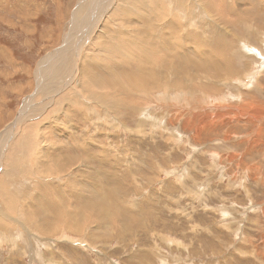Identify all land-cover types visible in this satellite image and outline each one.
Segmentation results:
<instances>
[{"label":"rangeland","instance_id":"obj_1","mask_svg":"<svg viewBox=\"0 0 264 264\" xmlns=\"http://www.w3.org/2000/svg\"><path fill=\"white\" fill-rule=\"evenodd\" d=\"M130 1L0 0V264H264V0Z\"/></svg>","mask_w":264,"mask_h":264},{"label":"bare ground","instance_id":"obj_2","mask_svg":"<svg viewBox=\"0 0 264 264\" xmlns=\"http://www.w3.org/2000/svg\"><path fill=\"white\" fill-rule=\"evenodd\" d=\"M142 0H140L139 2H141ZM147 1V0H146ZM166 1H168V0H166ZM197 1V0H196ZM199 1V0H198ZM118 2V1H117ZM116 2V3H117ZM149 2H150V0H149ZM202 2V1H201ZM222 2V1H221ZM138 3V2H137ZM137 3H135L133 0H131L130 1V4H124V3H122L121 4V8H119V9H121V12L119 13L120 15L122 14L123 16H122V20H123V18H124V20H126L127 18H131V16H130V14L133 12V10H135L136 9V7H137ZM223 3H225V2H223ZM222 3V4H223ZM148 3L146 2V5H147ZM168 4H170V3H168ZM219 5L218 6H220V3H218ZM222 4H221V6H222ZM227 4V3H226ZM151 5V4H150ZM154 5V4H153ZM183 5V4H182ZM200 5V4H199ZM198 5V6H199ZM228 5V4H227ZM139 6V5H138ZM142 6V5H141ZM160 6V5H159ZM204 6L205 7H210L211 8V6H212V2H211V0H204ZM83 7V6H82ZM81 7V9H83ZM101 7H102V5L100 6V11L102 10L101 9ZM140 7V6H139ZM168 7L170 8V9H172L171 7H170V5H168ZM178 7V6H177ZM181 7V6H180ZM216 7V6H215ZM224 7V6H223ZM118 8V7H117ZM128 8H130L131 10H128ZM142 8V7H141ZM143 8H146V6L144 5L143 6ZM159 8V10H160V7H158ZM209 8V9H210ZM140 9V8H139ZM147 9H149V8H147ZM182 9V8H181ZM200 9V8H199ZM158 10V11H159ZM176 10V9H175ZM179 10V9H178ZM219 11H220V8L218 9ZM223 10H224V8H223ZM227 10H228V8H227ZM83 11V10H82ZM99 11V12H100ZM162 11V10H161ZM168 11V10H167ZM177 11V10H176ZM212 11H213V9H212ZM219 11H217V13L219 12ZM226 11V10H225ZM229 11V10H228ZM143 12H145V11H143ZM156 12V11H155ZM170 12V11H169ZM82 13V12H81ZM101 13V12H100ZM142 13V12H141ZM153 13V12H152ZM161 13V12H160ZM162 15H159V16H161V18H164L165 17V13L162 11ZM184 13V12H183ZM213 13V12H212ZM220 13V12H219ZM77 14H79V13H77ZM103 14V13H102ZM117 14V13H116ZM117 15L118 17L120 16V15ZM140 14V13H139ZM146 14V13H145ZM178 14H179V11H178ZM185 14V13H184ZM190 14V13H189ZM216 14V13H215ZM221 14V13H220ZM223 14H224V12H223ZM222 14V15H223ZM228 14V13H227ZM141 15V14H140ZM221 15V16H222ZM228 15H230V14H228ZM248 15H250V13L248 12ZM107 16V15H106ZM110 16V15H109ZM154 16V15H153ZM218 16H220V15H218ZM225 16V15H224ZM251 16V15H250ZM79 17V16H78ZM121 17V16H120ZM119 17V18H120ZM158 17V16H157ZM188 17H190V16H188ZM239 17V16H238ZM142 18H145V16H144V13H142V15L140 16V19H142ZM148 18V17H147ZM166 18V17H165ZM164 18V19H165ZM225 18V17H224ZM227 18V17H226ZM110 19V18H109ZM159 19V18H158ZM221 19V22H222V17L220 18ZM238 19H242L241 17H239ZM244 19H247V18H245L244 17ZM111 20H113V19H111ZM119 20V19H118ZM121 20V19H120ZM156 20V19H155ZM219 20V19H218ZM200 21V20H199ZM216 21H217V17H216ZM124 22V21H123ZM191 22V21H190ZM220 22V23H221ZM108 23V22H107ZM178 23V22H177ZM231 23H233L232 21H231ZM109 24V23H108ZM121 24H122V21H121ZM124 24V23H123ZM181 24H183V23H181ZM217 24H219V22L217 23ZM228 24V23H227ZM119 25H120V23H119ZM118 25V26H119ZM145 25H147V26H149V28L151 27V29H152V24H151V22L149 21V20H147L146 21V23H144V26ZM155 25H156V22H155ZM101 26V25H100ZM104 26V25H103ZM108 26V25H107ZM120 26H122V25H120ZM126 25L124 24L123 25V27H125ZM171 26V25H170ZM180 26V25H179ZM179 26H177V27H179ZM208 26V25H207ZM225 26V25H224ZM86 27V26H85ZM129 27H130V25H129ZM135 27V26H134ZM134 27H130V28H134ZM155 27V26H154ZM158 27V26H157ZM182 27V26H181ZM183 27H186L185 25H183ZM103 28V27H102ZM104 28H106V26H104ZM128 28V27H127ZM180 28V27H179ZM211 28V27H210ZM223 28H225V27H223ZM151 29H149V30H151ZM102 30V29H101ZM105 30V29H104ZM153 30V29H152ZM151 30V31H152ZM106 31V30H105ZM129 33V32H128ZM107 34V33H106ZM169 36V35H168ZM104 37V36H103ZM105 38V37H104ZM109 38V37H108ZM171 38H172V36H171ZM117 39V38H116ZM203 39V38H202ZM206 41H209V39L208 38H204ZM170 40V39H169ZM205 40H203V41H205ZM216 41H217V43H220V46L222 47V48H226L227 49V45L225 44V40L221 37V38H218V39H216ZM170 42V41H169ZM168 44V43H167ZM175 44H176V41H175V43H172V44H170L169 46H168V48L169 49H171V50H176V46H175ZM180 44H183V43H180ZM114 46V45H113ZM179 46V45H178ZM181 46V45H180ZM181 48V47H180ZM183 48V47H182ZM195 49V48H194ZM103 51V50H102ZM194 51H196L197 52V50H194ZM191 52V51H190ZM193 52H191V54H192ZM199 53V55H200V52H198ZM203 53V52H202ZM204 53L206 54V56H205V63L204 64H202V63H200V65H197L196 66V64H198V62L195 64V63H193V65H194V67H195V71L197 70L198 71V69H200V67L202 68V66H206L205 68H206V70H204L203 72H206L205 74H209V77H210V75L213 73V74H215L214 76H217V77H219L220 75L221 76H231L230 74H234L235 73V71L233 70V71H231V73L228 71V69L227 68H222V64L221 65H216V61H215V59H214V56H216L215 54H213L212 52H207V51H204ZM183 54V53H182ZM194 54V53H193ZM196 54V53H195ZM219 54V53H218ZM184 55H186V54H184ZM200 56H202V55H200ZM203 57V56H202ZM208 57V58H207ZM184 58V57H183ZM182 58V59H183ZM188 59H189V56L187 57ZM186 59H184V61H185ZM203 60V59H202ZM215 62V65H214V67H212V68H210L209 70H207L208 69V67H209V65L207 64V63H209L210 64V62L211 63H213V61ZM151 61H153V60H151ZM183 61V60H182ZM190 61V60H189ZM189 61H187V62H189ZM192 61V60H191ZM186 62V63H187ZM194 62V61H193ZM45 63V62H44ZM44 63H42V64H44ZM149 63V62H148ZM163 63V62H162ZM47 64V63H46ZM45 64V66H47V67H50L48 64L46 65ZM159 64V63H158ZM188 64H190V62L188 63ZM145 65V64H144ZM149 65V64H148ZM147 66V65H146ZM152 66H154L155 67V64H154V62H153V65ZM151 66V67H152ZM185 66V65H184ZM192 66V65H191ZM211 66V65H210ZM213 66V65H212ZM147 67H148V69H147ZM147 67H145L146 69H144V67H140V68H138L137 70H136V72L135 73H133L132 75H128V79H129V81H130V83H129V86L127 87V85L125 84V83H120V85L119 86H121V88L123 87V88H125L126 90H129V91H131L132 89H136V88H140L141 90L143 89V90H145V92L146 91H152V90H154V89H159V88H169V89H171V90H173V87H177L178 86V83H169V82H167V81H169L170 79H168V80H166V79H163V78H155L154 77V75H155V70H153V69H151V67L149 68V66H147ZM187 67V66H186ZM183 68H185V67H183ZM204 68V69H205ZM56 69H57V67H56V64H54V68H53V71H54V74H51V78L50 79H52V78H54V76L55 77H57L56 75H57V71H56ZM143 69H144V71L145 70H147L148 71V77L150 78V81H148V80H146L145 79V75H144V71H143ZM161 69V68H160ZM186 69V68H185ZM188 69V68H187ZM189 69H190V67H189ZM165 70V69H164ZM202 70V69H201ZM48 71V68H47V70H46V72ZM84 71V70H83ZM160 71V70H159ZM187 71H189V70H187ZM156 72H157V70H156ZM230 74H229V73ZM88 73V72H87ZM158 73V72H157ZM161 73V72H160ZM202 73V72H201ZM56 74V75H55ZM238 74V73H237ZM236 74V75H237ZM161 75V74H160ZM176 75H178L179 77H181V78H183L184 79V77H186V76H188V74H187V72H182L181 70H179L178 72H176ZM200 75V74H199ZM252 75V74H251ZM40 76V75H39ZM90 76V75H89ZM110 76V75H109ZM175 76V75H174ZM201 76V75H200ZM213 76V75H212ZM238 76H240V75H238ZM156 77H159V76H156ZM161 77H162V75H161ZM177 77V76H176ZM192 77V76H191ZM205 77H207L206 75H205ZM39 78H41V77H39ZM92 78V77H91ZM95 78V77H94ZM147 78V77H146ZM148 78V79H149ZM198 78V77H197ZM200 78V77H199ZM211 78V77H210ZM251 78V77H250ZM134 79V82H131V80H133ZM159 79H161V80H159ZM179 79V78H178ZM187 79V78H186ZM213 79V78H212ZM180 80V79H179ZM182 80V79H181ZM74 81V80H73ZM173 81H174V79H173ZM177 81V80H176ZM185 81V80H184ZM42 82V81H41ZM66 82V81H65ZM86 82V81H85ZM114 82V81H113ZM171 82V81H170ZM46 83V82H45ZM66 83H68V82H66ZM181 83V82H180ZM182 83H183V80H182ZM212 83V82H211ZM47 84V83H46ZM92 84L93 85H99V86H101L102 85V87H103V84L104 83H102V82H100V80H98V81H92ZM108 84H109V82H108ZM108 84H105V86L107 85L108 86ZM169 84V86H167ZM172 84V85H171ZM214 84H216V83H214ZM235 84V83H234ZM237 84V83H236ZM61 85V84H60ZM69 85V84H68ZM110 85H112L111 83H110ZM180 85H182V84H180ZM179 85V86H180ZM244 85V84H243ZM86 86V85H85ZM90 85H88V87H89ZM116 86H118V85H116ZM59 87V86H58ZM109 87V86H108ZM115 87V86H114ZM182 87H184V85L182 86ZM105 88V87H104ZM112 88V87H111ZM110 88V89H111ZM117 88V87H116ZM119 88V87H118ZM176 89V88H175ZM185 88H183V90H184ZM97 93V92H96ZM103 93V92H102ZM147 93H149V92H147ZM106 95V94H105ZM104 95V96H105ZM229 97V96H228ZM215 98V97H214ZM237 98V97H236ZM201 99V98H200ZM221 99V101H222V98H220ZM195 100H196V98H195ZM240 101V100H239ZM182 102V101H181ZM245 102V101H244ZM219 103L221 104V102L219 101ZM29 104V103H28ZM214 104V103H213ZM218 104V103H217ZM227 104V103H226ZM232 104V103H231ZM196 105V104H195ZM172 106V105H171ZM230 106V105H229ZM243 110V109H242ZM21 114V113H20ZM190 114V113H189ZM21 116V115H20ZM5 132V131H4ZM6 133V132H5ZM38 137V136H37ZM36 137V141H38V138ZM29 143H31V141L29 142V140H24L23 142H22V144H21V146L20 147H22V150H25V152H27L26 151V149H30V147L31 146H27V145H29ZM6 145H8V144H6ZM37 147V146H36ZM32 149V148H31ZM30 151V150H29ZM5 152V151H4ZM3 154V153H2ZM22 157V156H21ZM24 157V156H23ZM3 158V157H2ZM66 158V157H65ZM70 158V157H69ZM77 159V158H76ZM72 161V160H71ZM67 162V161H66ZM70 162V161H69ZM68 162V163H69ZM1 164H3V163H1ZM57 164V163H56ZM61 163L59 162V165H60ZM58 165V164H57ZM59 165H58V167H59ZM11 166V165H10ZM62 166V165H61ZM60 166V167H61ZM64 166V165H63ZM12 167V166H11ZM13 168V167H12ZM54 168V167H53ZM55 168H57V167H55ZM54 168V169H55ZM50 170H51V168H49ZM58 169V168H57ZM11 171V170H10ZM54 171H57V170H54ZM15 172V171H14ZM24 173V172H23ZM12 174H13V172H12ZM26 174V173H25ZM6 175V174H5ZM73 176V175H72ZM5 178V177H4ZM23 178H25L24 177V175H23ZM22 181V180H21ZM0 182H1V180H0ZM1 184V183H0ZM1 186V185H0ZM3 186V185H2ZM2 188V187H1ZM0 188V189H1ZM122 193V192H121ZM118 195H120V194H118ZM95 197V196H94ZM101 197V196H100ZM122 197V196H121ZM90 198V197H89ZM121 199V198H120ZM94 200V199H93ZM115 200H116V198H115ZM115 202V201H114ZM57 203H59V202H57ZM85 203V202H84ZM94 203V202H93ZM87 205H89L88 203H86ZM95 204V203H94ZM93 204V205H94ZM12 205V204H11ZM87 205H83V206H87ZM90 205L92 206V204L90 203ZM96 205V204H95ZM98 205V204H97ZM114 205V204H113ZM91 206H89V207H91ZM58 207V206H57ZM79 207V206H78ZM97 207V206H96ZM95 207V208H96ZM9 208V207H8ZM56 208V207H55ZM61 208V207H60ZM76 208V207H75ZM85 208V207H84ZM87 208V207H86ZM92 208L94 209V207L92 206ZM66 209V208H65ZM78 210H79V208H77ZM89 209V208H88ZM108 209V208H107ZM51 210H52V208H51ZM62 210V209H61ZM84 210V209H83ZM82 210V211H83ZM91 210V212H92V209H90ZM90 210H88V212H90ZM96 210H98V209H96ZM127 210V209H126ZM125 210V211H126ZM94 211V210H93ZM108 211H110V210H107L106 211V213H108ZM57 212V211H56ZM84 212V211H83ZM112 212V211H111ZM127 212H129V211H127ZM64 213V210L63 211H60L59 213H58V216H57V218L55 219L54 218V220H50V221H48V223H46V225H44L43 224V227H42V229L40 230L41 232L43 231H46V233H55V231L60 227L59 226V224L60 223H62L63 221H66L67 222V227H69V225H71L73 222H71V220H66L67 218L66 217H64L65 218V220H63L62 218H63V214ZM86 213V212H85ZM93 213V212H92ZM91 213V214H92ZM87 214V213H86ZM90 214V213H89ZM90 214V215H91ZM96 214H97V212H96ZM111 214V213H110ZM65 215H67V214H65ZM64 215V216H65ZM90 215H85L86 216V220L85 221H87V219L89 220V216ZM103 215V214H102ZM120 215H122V213L120 214ZM5 216H6V214H5ZM37 216V215H36ZM69 215H67V217H68ZM80 216V215H79ZM97 217H98V215H96ZM100 216V215H99ZM112 216V215H111ZM55 217V216H54ZM93 217V216H92ZM102 217V216H101ZM126 218H129V217H127V216H125ZM98 218H100V217H98ZM104 218H106V217H104ZM75 219H77V218H75ZM62 220V222H60ZM92 220V219H91ZM112 220H114V219H112ZM116 220V219H115ZM121 220H123V217H122V219ZM83 221V220H82ZM117 221V220H116ZM125 221H127L126 219H125ZM125 221H124V223H125ZM129 221H132L133 222V220H129ZM129 221H127L126 222V224L129 222ZM46 222V221H45ZM81 222V221H80ZM59 223V224H58ZM65 224V223H64ZM64 224H62V226L64 225ZM109 224V223H108ZM135 224V223H134ZM74 225V224H73ZM65 226V225H64ZM78 227V229H80V228H82L83 226L80 224V225H78L77 223L74 225V227ZM82 226V227H81ZM35 227V226H34ZM75 227V228H76ZM124 227V226H123ZM132 227V226H131ZM139 227V226H138ZM63 228V227H62ZM61 228V229H62ZM71 228V227H70ZM125 228H127V225H126V227ZM133 228V227H132ZM64 229H65V227H64ZM77 229V230H78ZM74 230H76V229H74ZM82 230V229H81ZM126 230V229H125ZM129 231V230H128ZM127 230H126V232H128ZM77 232V231H76ZM83 232V231H82Z\"/></svg>","mask_w":264,"mask_h":264},{"label":"crops","instance_id":"obj_3","mask_svg":"<svg viewBox=\"0 0 264 264\" xmlns=\"http://www.w3.org/2000/svg\"><path fill=\"white\" fill-rule=\"evenodd\" d=\"M15 56L16 57H19L18 55H17V53L15 52ZM4 59V57H2V59H1V61ZM14 87H17V88H19V87H21V84H19V85H14ZM43 125V124H42ZM42 128H43V126H42ZM57 136H59V135H57ZM60 137V136H59ZM63 140H65V139H63ZM57 142V140L55 139L51 144H55ZM55 147H58V148H61V147H59V146H56L55 145ZM36 151V150H35ZM15 154V153H14ZM66 156H64V155H62V153L60 152V153H58V154H56V156H55V158L54 159H51V162L53 161V160H57V159H67V158H69V157H66ZM42 158H44L45 160H48V161H50V159L49 158H47V157H44V154L42 153ZM16 165L14 164V167H15ZM19 186H21V183H19L18 184V187Z\"/></svg>","mask_w":264,"mask_h":264}]
</instances>
